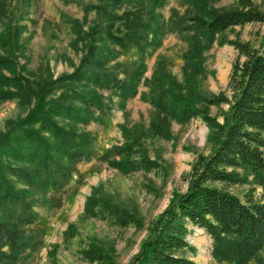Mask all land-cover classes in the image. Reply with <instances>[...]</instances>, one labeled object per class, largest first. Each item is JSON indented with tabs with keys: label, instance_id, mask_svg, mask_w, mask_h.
Listing matches in <instances>:
<instances>
[{
	"label": "trees",
	"instance_id": "16d2710c",
	"mask_svg": "<svg viewBox=\"0 0 264 264\" xmlns=\"http://www.w3.org/2000/svg\"><path fill=\"white\" fill-rule=\"evenodd\" d=\"M143 1L100 0L89 31L73 20L76 36L84 32L90 38L79 65L38 83L18 61L25 54L20 41L24 27L0 13V102L34 99L27 115L9 118L6 128L0 129V264H16L35 249L40 234L28 227L35 219L34 206L60 205L56 193L64 189L77 162L97 155L122 172L146 166L147 158L132 156L139 136L130 129L122 130L125 142L102 154H96L91 132L78 129L79 124L104 121L103 89H114L124 108L126 99L138 92L146 55L170 32L186 35L183 65L196 82L205 73L202 51L218 35L235 25L264 22V10L253 0H235L237 5L221 8L209 0H187L183 12L172 8L168 18L158 10L166 0H148L145 10ZM117 21L124 28L122 34L114 30ZM227 42L238 52L228 79L231 99L223 94L205 96L196 88L185 92L178 86H159L162 83L148 91L155 111L148 125L151 134L167 136L171 119L185 122L201 117L218 136L211 152L193 162L187 189L157 219L155 232L144 242L135 264H200L185 255L196 251L187 239L188 224L210 235L215 264H244L252 258L264 264V38L258 45L232 38ZM129 45L137 48L139 56L119 71L124 72L120 78L108 62ZM221 101L229 106L218 121L209 114V106ZM217 184L251 186L241 197ZM100 203L91 195L84 211L96 215ZM107 211L109 216L115 213ZM117 217L125 223L123 216ZM63 234L65 240L71 232L67 228Z\"/></svg>",
	"mask_w": 264,
	"mask_h": 264
},
{
	"label": "rangeland",
	"instance_id": "374dc122",
	"mask_svg": "<svg viewBox=\"0 0 264 264\" xmlns=\"http://www.w3.org/2000/svg\"><path fill=\"white\" fill-rule=\"evenodd\" d=\"M99 1L0 0L3 18L24 27L19 40L25 44V54L20 55L18 61L23 65L25 74L33 73L34 83L76 69L90 38L84 32L82 36H76L73 20L83 31H89L98 17L95 5ZM209 1L216 8L237 5L235 0ZM253 2L264 10V0ZM187 5V0H166L158 10L168 18L172 8L183 12ZM143 7L144 10L148 7V0L143 1ZM2 26L0 23V30ZM114 30L118 34L124 32L120 21L115 23ZM230 38L258 45L264 38V22L235 25L218 35L217 40L202 51L205 73L196 82L183 65L182 54L188 45L186 35L170 32L164 36L159 47L146 55V68L138 92L126 99L124 108L119 106V97L114 89L101 91L104 121L79 124L78 129L91 132L96 154L125 142L122 130L130 129L139 136L132 156L147 158V164L140 169L122 172L97 155L77 162L64 189L56 193L61 197L60 205L36 203L34 206L35 219L28 227L40 234V241L26 258L16 264L136 263V256L144 242L155 232L157 219L176 195L187 189L193 162L197 156L211 152L218 136L215 128L201 117L185 122L171 119L167 136L151 134L148 125L155 111L148 101V91L151 86L162 83L159 86H178V90L185 92L196 88L199 94L205 96L223 94L231 99L228 79L238 52L233 44L227 42ZM138 56L137 48L129 45L121 48L118 56L110 59L108 64L122 78L124 72L119 71L128 68ZM29 100L26 103L17 98L1 101L0 129L6 128L9 118L27 115L34 105V99ZM228 106L225 101L211 104L209 114L222 121L223 111ZM217 185L241 197L251 186ZM91 195L101 200L96 215L84 211L86 199ZM108 209L115 213L109 216ZM102 212L106 213V217H101ZM117 215L123 216L126 220L124 224ZM188 227L187 239L196 251H187L185 255L200 264H215L210 235L203 228L191 224ZM67 228L71 235L64 240L63 232ZM261 255L264 257V252ZM244 264H256V260L252 258Z\"/></svg>",
	"mask_w": 264,
	"mask_h": 264
}]
</instances>
